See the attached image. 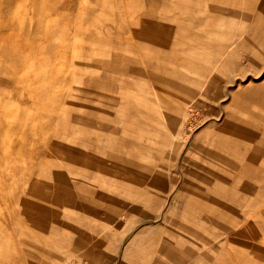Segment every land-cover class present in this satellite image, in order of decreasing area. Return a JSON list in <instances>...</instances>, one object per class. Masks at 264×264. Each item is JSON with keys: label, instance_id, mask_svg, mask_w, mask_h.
Masks as SVG:
<instances>
[{"label": "rangeland", "instance_id": "rangeland-1", "mask_svg": "<svg viewBox=\"0 0 264 264\" xmlns=\"http://www.w3.org/2000/svg\"><path fill=\"white\" fill-rule=\"evenodd\" d=\"M0 264H264V0H0Z\"/></svg>", "mask_w": 264, "mask_h": 264}, {"label": "bare ground", "instance_id": "bare-ground-1", "mask_svg": "<svg viewBox=\"0 0 264 264\" xmlns=\"http://www.w3.org/2000/svg\"><path fill=\"white\" fill-rule=\"evenodd\" d=\"M225 50V49H224ZM227 50H229L228 48H227ZM227 50H225L224 52L226 53V51ZM186 88V87H185ZM235 95V94H234ZM157 97V96H156ZM239 97V96H238ZM183 99L181 100L180 98L178 99V101H180V103H185L186 101H185V97H182ZM241 98V97H240ZM244 99V98H243ZM246 100V99H245ZM187 101H189V102H186V104L189 106L191 103H190V100H187ZM232 104V103H231ZM254 104V103H253ZM233 105V104H232ZM257 105V104H256ZM228 106H230V105H228ZM159 108H161L160 106H159ZM163 108V107H162ZM187 108V107H186ZM240 108V107H239ZM164 109V108H163ZM228 109V108H227ZM243 110H245V109H243ZM164 111V110H163ZM186 111V110H185ZM246 111V110H245ZM161 112H162V109H161ZM251 113V112H250ZM247 115H249V114H247ZM184 116H185V114H184ZM250 116V115H249ZM249 116H247L246 118L248 119V117ZM255 116V115H254ZM180 117V116H179ZM224 117V116H223ZM184 119V118H183ZM223 119V118H222ZM252 119V118H251ZM165 120V119H164ZM223 121V120H222ZM164 122H166V121H164ZM252 122V121H251ZM254 123V122H253ZM181 124V123H180ZM221 124V123H220ZM220 124H218V125H220ZM225 128V127H224ZM223 128V129H224ZM223 129H221V130H223ZM217 130V129H216ZM234 130V129H233ZM220 131V130H219ZM226 132H228L227 130H225ZM224 131V132H225ZM177 134V133H176ZM231 134H233V133H231ZM215 135H216V133H215ZM253 135V134H252ZM238 136H239V134H238ZM249 136V135H248ZM239 137H241V136H239ZM254 137V136H253ZM210 140V139H209ZM251 140V139H250ZM253 141H254V139H253ZM197 143V142H196ZM200 146H201V144H200ZM199 147V146H198ZM214 147V146H213ZM201 148V147H200ZM208 148V147H207ZM197 149V148H196ZM203 150V149H202ZM214 150V149H213ZM201 153H204V152H201ZM200 153V154H201ZM213 153V152H212ZM218 153V152H217ZM249 153V152H248ZM220 154V153H219ZM213 155V154H212ZM234 155H236V154H234ZM199 156V155H198ZM201 156V155H200ZM203 156V155H202ZM249 156V155H248ZM219 157V156H218ZM217 157V158H218ZM209 158V157H208ZM216 158V157H215ZM224 158V157H223ZM258 159V158H257ZM225 160V159H224ZM208 162V161H207ZM219 162V161H218ZM196 163H197V161H196ZM201 163V162H200ZM209 163V162H208ZM205 165V164H204ZM220 168V167H219ZM218 168V169H219ZM223 168V167H222ZM226 172V171H225ZM230 173V172H229ZM243 173V172H242ZM225 174V173H224ZM228 173L226 172V174L225 175H227ZM152 175V174H151ZM232 175V174H231ZM240 175V174H239ZM238 175V176H239ZM245 175V174H244ZM148 176H150V175H148ZM148 176H146V177H148ZM229 177V176H228ZM244 177V176H243ZM247 176L245 175V177L244 178H246ZM150 179H152V178H150ZM247 179V178H246ZM235 180V179H234ZM239 180V179H238ZM242 181V180H241ZM256 181V180H255ZM234 182V181H233ZM257 182V181H256ZM240 182H238V184H239ZM234 185V184H233ZM235 186V185H234Z\"/></svg>", "mask_w": 264, "mask_h": 264}]
</instances>
